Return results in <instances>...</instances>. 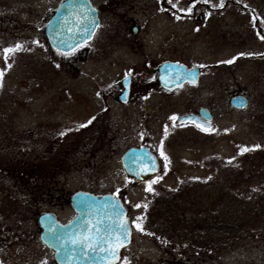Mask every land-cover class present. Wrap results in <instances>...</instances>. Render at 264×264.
Masks as SVG:
<instances>
[{
	"label": "rangeland",
	"instance_id": "rangeland-1",
	"mask_svg": "<svg viewBox=\"0 0 264 264\" xmlns=\"http://www.w3.org/2000/svg\"><path fill=\"white\" fill-rule=\"evenodd\" d=\"M60 1L0 0V264H56L39 241L37 216L52 212L68 221V198L77 190L112 193L127 207L132 238L116 264H264V219L256 237L241 236L210 257L180 256L169 236L154 231L160 193L214 180L216 160L243 175L258 173L249 181L264 186V0H197L191 12L172 11L167 0H91L98 29L88 48L70 55L51 49L43 32ZM190 2L179 0V8ZM16 44L6 61L3 49ZM164 60L203 65L200 84L174 96L153 92ZM126 72L132 101L123 105L115 93ZM236 93L247 95L244 109L229 105ZM205 103L214 114L209 131L170 119ZM143 142L160 160L152 192L119 162L127 147ZM192 188L191 197L202 194Z\"/></svg>",
	"mask_w": 264,
	"mask_h": 264
},
{
	"label": "water",
	"instance_id": "water-1",
	"mask_svg": "<svg viewBox=\"0 0 264 264\" xmlns=\"http://www.w3.org/2000/svg\"><path fill=\"white\" fill-rule=\"evenodd\" d=\"M82 5L83 7H77ZM99 24L98 11L91 4L90 0H62L56 7L53 14L45 24L44 32L50 45L58 52H70L78 45L88 42L94 35ZM136 31V28H133ZM63 42V44L61 43ZM71 46V47H70ZM189 70L196 73L197 79L198 67L187 68L183 63L165 61L158 68V80L166 87L180 86L185 81H190L186 75ZM123 89L119 95L120 101L127 98L130 77L125 76L121 81ZM234 107H244L247 103L243 96H234L231 101ZM200 115L210 119L208 111L201 110ZM200 115L188 114L179 117V120H195L205 127H210V123H203ZM151 156L156 162L155 172H137L142 166L151 163L148 157ZM120 163L126 175L138 182L150 180L158 175L160 165L157 156L147 145L141 147H129L121 155ZM119 205L114 207L113 202ZM75 216L66 223H62L51 212H42L37 217V223L40 227L39 241L48 249L53 251V258L57 264H116L120 260V251L127 247L131 242L132 227L127 216V208L122 200L113 194H93L88 191L79 190L74 192L69 198ZM121 220L128 223V236L126 239L119 240L118 233L113 232V247L115 243L120 246L116 250V257L111 258L105 254L104 249L108 248V243L96 247L85 244L73 245L70 241L64 239L65 236L73 234L86 233L90 225L100 221V228L103 230L108 226H119ZM71 222V223H70Z\"/></svg>",
	"mask_w": 264,
	"mask_h": 264
},
{
	"label": "trees",
	"instance_id": "trees-1",
	"mask_svg": "<svg viewBox=\"0 0 264 264\" xmlns=\"http://www.w3.org/2000/svg\"><path fill=\"white\" fill-rule=\"evenodd\" d=\"M214 165L218 169L214 180H195L192 186L200 188L199 196L191 197L193 188L184 184L181 189L160 193L156 202L160 222L156 221L154 231L169 236L167 241L176 244L180 256L198 252L210 257L230 248L241 236L259 233L257 225L264 219V186L249 181L258 173L243 175L221 159Z\"/></svg>",
	"mask_w": 264,
	"mask_h": 264
},
{
	"label": "snow or ice",
	"instance_id": "snow-or-ice-1",
	"mask_svg": "<svg viewBox=\"0 0 264 264\" xmlns=\"http://www.w3.org/2000/svg\"><path fill=\"white\" fill-rule=\"evenodd\" d=\"M197 2V0H191L187 8H179V0H167V3L171 5L172 9H176L178 11L182 12H191L193 10V5ZM204 3H209L210 0H203ZM214 7L222 6V3L220 5H213ZM77 7H83L82 5H78ZM161 11H164L163 8L160 9ZM175 14V13H174ZM179 18V17H177ZM264 23V21H262ZM259 35V33H258ZM261 39H264V36L260 37ZM63 44V42H61ZM21 47L20 44H16L13 48H5L3 49V54L5 57V60L7 61L8 55L15 52L16 50H19ZM71 47V46H70ZM63 55H70L71 52H63L61 53ZM238 56H243V55H254L253 53H238ZM237 57L233 56L230 60L223 61V63H232ZM10 67V65H9ZM195 67V66H194ZM200 67H203L201 65ZM3 75V72H0V76ZM188 78L190 79L191 83H195V77L196 73L192 70H189V72L186 74ZM171 120H176V116L170 117ZM88 123H91V120L87 121L85 124L80 125V127H85ZM203 131H209V129L205 128L202 129ZM212 131H215V129H211ZM63 135V133H60ZM165 135H167V126H165ZM162 143V142H161ZM258 147V145L256 146ZM248 149L246 147L240 146V152L247 151ZM160 155L164 157L165 159V169L168 167V158L165 155V153L161 150ZM148 159L151 161V163L147 166H142L140 170L137 172V175L139 176L141 172L147 173V172H155L156 171V162L155 159L151 156L148 157ZM160 177H155L152 180L146 181V191L147 192H152L154 191L152 185L159 180ZM118 191V190H117ZM114 207L119 208V205L114 201L113 202ZM135 207H140L139 204L135 205ZM71 223V222H70ZM100 221H97L95 224L88 226L89 230L86 233H80V234H73L70 236H65L64 239L70 241L73 245L77 244H85L91 247L92 250H95L96 247H99L101 245H104L105 243H108L109 247L105 248V254L108 255L111 258L116 257V250L119 248L120 244L115 243V246L113 247V232H116L119 234L117 239L122 240L126 239L128 236V223L126 220H121L119 223V226H108L105 227L103 230L100 228ZM136 227L138 230L143 231L144 229L141 227V224H136Z\"/></svg>",
	"mask_w": 264,
	"mask_h": 264
},
{
	"label": "flooded vegetation",
	"instance_id": "flooded-vegetation-1",
	"mask_svg": "<svg viewBox=\"0 0 264 264\" xmlns=\"http://www.w3.org/2000/svg\"><path fill=\"white\" fill-rule=\"evenodd\" d=\"M174 10H175V9H174ZM172 11H173V10H172ZM252 13H253L252 16H253L254 23L258 24V23H259V19H260V17L257 16V12H256L255 10H253ZM175 15H176V14H175ZM177 15H178V14H177ZM204 15H205V13H204ZM202 16H203V13L200 14L199 17L202 18ZM253 20H252V21H253ZM137 22H138L137 20H136V22H135V20H131L132 26H134V23H135V26H137V29H139V24H138ZM259 27H260V26H259ZM131 28H132V27H131ZM131 28H130V31H131ZM131 32H132V31H131ZM88 44H89V43H87L86 45H84V46H86L85 48H88ZM88 55H90V53H89L88 51H86L85 54H84V58H85V59L83 58V60L89 59V56H88ZM170 61H177V60H170ZM192 66H195V65H192ZM200 66H201V65H200ZM156 69H157V68H156ZM202 74H203V67H200V71H199L198 79L195 81V83H191V82H189V81H186V82H184L181 86H179L178 89H176L174 86L171 87V88H165V87H163V86L160 84V82L158 81V79H157V71H156V77L153 78V80H155V82H153V88H152V91L155 92V91H154V88H156V91H157V92H160L162 95L174 96V95L180 94V93H181L182 91H184V90H187V89L191 90V89H192L191 87H196V86H198V85L200 84L201 79H202ZM125 75H130V76H131V82H132V74H131L130 72H126ZM125 75H124V76H125ZM130 86H131V85H130ZM141 92H142L143 95H146V94L149 93V90H148V88H145L143 91L141 90ZM119 93H120V90H119V92L116 91V93H115V100H116L117 103H119V104H123V105H128V104L131 103V101H132V95H130V90H129V94H128L127 100L124 101V102H120V101H119V99H118V95H119ZM242 94H244V93H242ZM245 95H246V94H245ZM246 96H247V95H246ZM201 108H206V109L210 110V112H211L212 115H213V110L211 109L210 106L206 105V103L203 104V105L198 106L197 108H195L194 111H191V112H188V113H197ZM213 118H214V116H213ZM180 123H184V124H186V125H193L194 127H197V128L200 127V128L203 129V127H202L201 125H199L197 122L185 121V122H180ZM143 143H144V142H143ZM143 143H141V144H143ZM146 144H147V143H146ZM45 191H46V190H43L42 192H45ZM49 196H50V197H53V195L50 194V193H49Z\"/></svg>",
	"mask_w": 264,
	"mask_h": 264
}]
</instances>
